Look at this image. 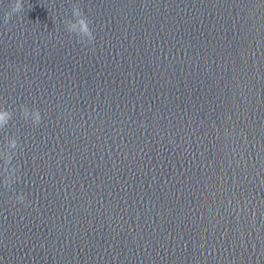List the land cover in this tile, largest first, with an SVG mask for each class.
I'll list each match as a JSON object with an SVG mask.
<instances>
[{
    "label": "water",
    "instance_id": "water-1",
    "mask_svg": "<svg viewBox=\"0 0 264 264\" xmlns=\"http://www.w3.org/2000/svg\"><path fill=\"white\" fill-rule=\"evenodd\" d=\"M14 3L0 264H264V0H21L5 23Z\"/></svg>",
    "mask_w": 264,
    "mask_h": 264
},
{
    "label": "clouds",
    "instance_id": "clouds-1",
    "mask_svg": "<svg viewBox=\"0 0 264 264\" xmlns=\"http://www.w3.org/2000/svg\"><path fill=\"white\" fill-rule=\"evenodd\" d=\"M23 11V5L21 0H15V3L12 5L11 10L6 12L4 15V22L12 18L13 13H19ZM72 19L65 21L66 31L70 34H75L78 37L80 42L91 43L94 40V33L90 27L91 21L84 13V11L77 5H73L71 9ZM20 114L25 122L31 121L33 125H38L41 120V112L37 108H29L26 105L20 106ZM15 115L13 110L0 107V129H4L9 125V122L12 121L13 116ZM18 138L12 136L10 138L6 137V146L4 149L5 159L4 164V180L3 183L7 187H11L14 182L15 173L17 168L12 166L13 156L16 154L15 150L18 148ZM8 150H11L9 153ZM18 179V177H15ZM19 202H25L26 197L23 194L17 196Z\"/></svg>",
    "mask_w": 264,
    "mask_h": 264
}]
</instances>
